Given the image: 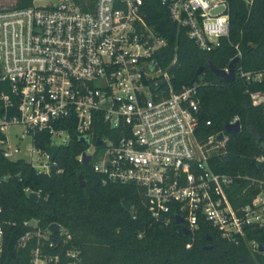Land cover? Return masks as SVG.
<instances>
[{
    "label": "built area",
    "instance_id": "1",
    "mask_svg": "<svg viewBox=\"0 0 264 264\" xmlns=\"http://www.w3.org/2000/svg\"><path fill=\"white\" fill-rule=\"evenodd\" d=\"M42 1L25 9H0L3 159L49 176L56 163L47 148L76 141L83 146L78 161L90 157L88 164L104 183L141 189L142 205L156 222L168 225L179 217L189 233L207 223L232 242L264 228V181L250 203L233 206L228 197L233 178L216 173L210 164L228 135L223 131L198 138L199 85L175 91L159 68L156 55L166 42L146 23L147 0H49L38 5ZM231 1L159 0L171 21L204 52L229 37ZM242 1L247 6L254 2ZM240 56L238 52L236 58ZM228 68L223 71L229 73ZM234 74L247 84L264 85V70L245 72L234 66ZM250 98L264 113V94ZM238 122L234 118L228 125ZM44 140L45 148L39 145ZM255 160L263 164L264 156ZM4 177L9 179L0 174V185ZM24 226L33 232L20 237L17 248L37 239L29 264H77V251L44 249L42 240L49 238L38 222ZM57 235L70 239L62 227ZM4 245L0 223V260ZM54 245L51 241L49 248ZM250 246L260 247L256 241Z\"/></svg>",
    "mask_w": 264,
    "mask_h": 264
},
{
    "label": "trees",
    "instance_id": "2",
    "mask_svg": "<svg viewBox=\"0 0 264 264\" xmlns=\"http://www.w3.org/2000/svg\"><path fill=\"white\" fill-rule=\"evenodd\" d=\"M35 1L16 0L14 8H28ZM144 10L146 23L166 42L156 60L167 72L172 88L179 91L199 85L198 138L221 133L238 119L241 131L228 135L225 147L210 164L216 173L233 178L228 197L235 208L250 203L259 192V182L264 181V163L255 160L264 156V113L252 105L250 95L264 94V85L247 84L239 77L227 84L209 65L223 70L235 60L234 66L245 72L264 70V0H254L251 6L232 0L229 37L211 52L201 51L188 39L159 0H147ZM238 52L240 58H236ZM200 68L204 70L198 74ZM47 143L44 140L39 145L45 148ZM82 150L76 141L61 147L49 176L37 174L23 162H8L0 153V174L9 175L0 185V223L5 230L0 264H29L37 239L32 237L24 248H17V241L33 232L24 226L30 221L38 222L43 234L52 224L62 227L70 239L46 233L49 239L42 240L44 249L77 251V264H264V253L250 246L252 241L264 246V228L232 242L207 223H201L195 233L185 234L184 226L174 221L168 225L156 222L142 205L141 189L104 183L89 164L78 161ZM26 189L39 194L38 202L29 199ZM124 201L132 204V212L123 208ZM51 241L58 243L49 248ZM209 246L212 248L206 249Z\"/></svg>",
    "mask_w": 264,
    "mask_h": 264
},
{
    "label": "water",
    "instance_id": "3",
    "mask_svg": "<svg viewBox=\"0 0 264 264\" xmlns=\"http://www.w3.org/2000/svg\"><path fill=\"white\" fill-rule=\"evenodd\" d=\"M234 64H235V60H233V61L230 62V64H229V68H228L229 73H226V72L223 71V70H218V69H216V68H215L213 65H211V64L209 65V69H210V71H211L212 73H214L217 77L221 78L225 83L228 84V83H231V82H234V81H235ZM203 70H204V68H200V70L198 71V74H201V73L203 72ZM240 131H241V126H240V123H239V122L236 123V124H234V125H226V126L224 127V133H225L226 135H234V134L239 133ZM223 139H224V135H223V134H220V135L218 136V141L221 142V141H223ZM59 150H60V149L57 148V147H48V148H47V153H48V155L50 156V160H51V161H54V159L56 158V156H57ZM90 160H91L90 157L83 156V157H82V164H83V165H87V164L90 162ZM225 160L229 162V158L226 157ZM79 181H80V186L83 187V186H84V183H83V178H82V176L79 177ZM29 199H30L32 202L36 203V202H38L39 197H38L37 194L32 193V194H30ZM122 206H123V208H124L127 212H130V210H131V208H132V204L127 203V202H125V201L122 203ZM181 223H182V219L179 218V217H177V218L175 219V224L179 225V224H181ZM60 229H61V227H60L59 225H57V224H52V225L48 228V231H49V233H51L52 235H57V234L60 232ZM184 233H185V234H188L189 231L185 229V230H184ZM207 240H208V241H211V238L208 237ZM55 242L58 243L57 241H55ZM211 248H212V247L209 246V247H207L206 249L210 250ZM258 252H259V253H264V246H260V247L258 248Z\"/></svg>",
    "mask_w": 264,
    "mask_h": 264
},
{
    "label": "rangeland",
    "instance_id": "4",
    "mask_svg": "<svg viewBox=\"0 0 264 264\" xmlns=\"http://www.w3.org/2000/svg\"><path fill=\"white\" fill-rule=\"evenodd\" d=\"M48 3H49V0H44L42 2H38V5H46ZM15 4H16V0H0V9L13 8L15 7ZM30 222H34V221H30ZM43 236L45 238H48L46 233Z\"/></svg>",
    "mask_w": 264,
    "mask_h": 264
}]
</instances>
